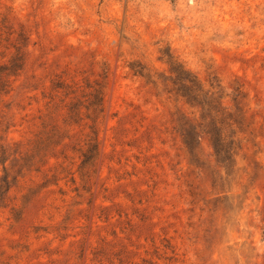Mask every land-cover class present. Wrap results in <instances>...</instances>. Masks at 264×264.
Returning a JSON list of instances; mask_svg holds the SVG:
<instances>
[{
    "label": "rangeland",
    "instance_id": "374dc122",
    "mask_svg": "<svg viewBox=\"0 0 264 264\" xmlns=\"http://www.w3.org/2000/svg\"><path fill=\"white\" fill-rule=\"evenodd\" d=\"M0 65V264H264V0H0ZM193 82L234 168L183 142Z\"/></svg>",
    "mask_w": 264,
    "mask_h": 264
},
{
    "label": "trees",
    "instance_id": "16d2710c",
    "mask_svg": "<svg viewBox=\"0 0 264 264\" xmlns=\"http://www.w3.org/2000/svg\"><path fill=\"white\" fill-rule=\"evenodd\" d=\"M4 69L5 66L0 65V70ZM2 76V75H0ZM5 83V78L1 77L0 86ZM191 91L194 97L195 103L187 101V103L196 108L192 111L193 116H183L181 120L180 128L178 131L182 136L183 142L188 146L189 142L187 138H191V143H193V136L202 142V139H207L209 146L213 149L211 155H215L217 160L228 161L229 167L234 168L233 157L234 148L237 142H242L245 138L244 130L241 128L242 121L239 116V111L229 110L223 105L221 98L219 97V88L211 86L209 89H204L200 84L193 82ZM95 133V130H91ZM97 138L90 137L89 145H91L88 150L90 153L97 149L98 144L95 142ZM31 154L29 160L33 163H42V166L48 164L49 157L44 160L43 155L40 156V152ZM8 153L7 147L0 145V154L5 155ZM87 156V154H84ZM46 155H44L45 157ZM9 157V156H8ZM4 158L2 160V165L5 174L0 178V201L5 197V191L9 190L6 188L4 192L1 190L4 187L8 179V166L7 161L9 158ZM42 157V158H41ZM92 157V156H90ZM90 159V158H88ZM87 158L83 161L85 164Z\"/></svg>",
    "mask_w": 264,
    "mask_h": 264
}]
</instances>
